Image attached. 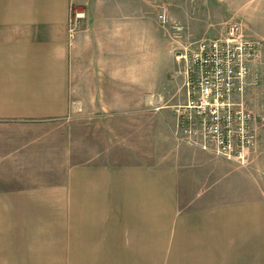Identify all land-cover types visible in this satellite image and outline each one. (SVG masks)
Returning a JSON list of instances; mask_svg holds the SVG:
<instances>
[{"label": "crops", "instance_id": "obj_1", "mask_svg": "<svg viewBox=\"0 0 264 264\" xmlns=\"http://www.w3.org/2000/svg\"><path fill=\"white\" fill-rule=\"evenodd\" d=\"M107 1L0 0V264H264V126L248 165L176 140ZM202 2L264 39V0Z\"/></svg>", "mask_w": 264, "mask_h": 264}, {"label": "built area", "instance_id": "obj_2", "mask_svg": "<svg viewBox=\"0 0 264 264\" xmlns=\"http://www.w3.org/2000/svg\"><path fill=\"white\" fill-rule=\"evenodd\" d=\"M84 16L83 9L71 7V35ZM160 18L166 22L165 7ZM173 27L182 29L180 24ZM262 52L264 39L245 37L236 22H230L218 37L195 39L183 48L178 58L184 98L173 106L176 140L242 165L250 163L264 112L250 110L246 94L260 80L252 62Z\"/></svg>", "mask_w": 264, "mask_h": 264}, {"label": "rangeland", "instance_id": "obj_3", "mask_svg": "<svg viewBox=\"0 0 264 264\" xmlns=\"http://www.w3.org/2000/svg\"><path fill=\"white\" fill-rule=\"evenodd\" d=\"M112 1L118 2L119 21L125 27L128 26L133 33L130 43L134 45V51L130 61L134 59L136 78H143L145 93L149 90L152 98H160L164 108L162 112L171 116L173 106L184 98L182 61L178 58L179 53L190 41L218 37L225 30L224 27L233 20H227L224 27L221 24L208 26L206 23L210 19L213 20V16L209 19L208 16L206 17L205 5L202 8L203 0H108L107 2ZM178 2L183 3L186 13L190 11V7L186 6L194 5L192 9L196 16L195 24L191 25L181 20L178 12L180 8L176 5ZM163 7L167 12L166 22L160 18ZM174 24H180L182 29L176 30ZM259 70H253L259 73L258 84L251 85L246 94L248 108L254 112H264V69L259 68ZM148 107L151 112H158L156 104Z\"/></svg>", "mask_w": 264, "mask_h": 264}]
</instances>
